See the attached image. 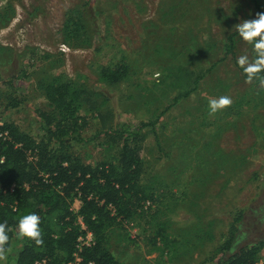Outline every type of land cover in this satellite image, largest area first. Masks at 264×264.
<instances>
[{"label": "rangeland", "instance_id": "1", "mask_svg": "<svg viewBox=\"0 0 264 264\" xmlns=\"http://www.w3.org/2000/svg\"><path fill=\"white\" fill-rule=\"evenodd\" d=\"M258 1L260 12L250 0H0V126L12 122L38 140L36 112L48 109L40 84L67 75L90 94L86 140L70 149L84 165L115 158L101 133L108 126L145 134L148 197L111 227L119 264H213L264 240V89L236 67L240 55L252 58V45L237 34L233 53L225 51L235 24L264 13ZM78 13L87 38L66 43L65 22ZM120 63L124 80H99ZM219 96L232 104L210 115L208 101ZM80 206L75 197L69 210ZM237 209L235 242L218 252ZM73 226L85 230L79 215Z\"/></svg>", "mask_w": 264, "mask_h": 264}, {"label": "trees", "instance_id": "2", "mask_svg": "<svg viewBox=\"0 0 264 264\" xmlns=\"http://www.w3.org/2000/svg\"><path fill=\"white\" fill-rule=\"evenodd\" d=\"M250 1L260 12L259 1ZM79 16L78 13L65 22L66 43H71L73 37L87 38ZM236 35L235 31L227 37L225 51L228 54L233 53ZM236 67L246 79L237 63ZM127 73V66L120 63L102 68L99 80L115 85L124 80ZM40 89L48 109L36 112L42 132L38 140L12 122H2L0 126V134L6 133V138L0 137V223L7 221L6 247L10 249L7 260L0 264H35L41 260H46L47 264H69L73 254L78 252V238L85 232L91 233L93 238L90 245H83L78 252L81 264H119L109 250L111 227L118 218L131 219L148 197L140 183V144L145 134L140 128L108 126L103 129L101 133L108 144L117 148L116 156L107 164L91 168L70 150L73 144L86 140L82 132L90 94L67 75L54 76L41 83ZM8 105L14 108L18 102ZM75 197L81 203L77 214L69 210L70 200ZM30 213L40 217L43 246L17 236L19 218ZM78 215L85 230L79 231L73 226ZM242 220L243 210H235L227 238L218 252L230 250ZM263 247L264 240L257 241L226 258L220 257L213 264H257Z\"/></svg>", "mask_w": 264, "mask_h": 264}, {"label": "clouds", "instance_id": "3", "mask_svg": "<svg viewBox=\"0 0 264 264\" xmlns=\"http://www.w3.org/2000/svg\"><path fill=\"white\" fill-rule=\"evenodd\" d=\"M238 36L247 44L252 45V58L247 54L237 58V65L243 69L246 82L258 81L264 89V13H257L251 20H242L233 26ZM232 104L229 96L213 97L208 101L209 114L214 115ZM40 217L36 213L23 215L19 218L16 233L19 238H27L37 246H43V236L40 228ZM9 241L7 221L0 223V261H6L10 249L6 247Z\"/></svg>", "mask_w": 264, "mask_h": 264}, {"label": "built area", "instance_id": "4", "mask_svg": "<svg viewBox=\"0 0 264 264\" xmlns=\"http://www.w3.org/2000/svg\"><path fill=\"white\" fill-rule=\"evenodd\" d=\"M155 77H158V76H155ZM5 135H6V133L0 134V137L3 136V138H6V137H4ZM91 236L92 235L90 233H88V235L86 236V239H88ZM89 240H90V242H92L91 239H88V241L85 242V241H83L82 237L78 238V244L76 246L78 252L81 250V247L83 245H85V246L90 245ZM78 252L73 254V260L71 262H69V264H81V258L78 256ZM35 264H47V261L41 260V261L36 262ZM90 264H92V263H90Z\"/></svg>", "mask_w": 264, "mask_h": 264}]
</instances>
